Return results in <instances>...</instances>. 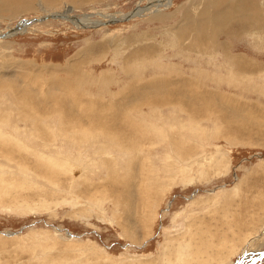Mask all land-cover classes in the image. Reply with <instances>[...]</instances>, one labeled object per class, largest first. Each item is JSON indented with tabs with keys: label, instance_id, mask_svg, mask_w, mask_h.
I'll use <instances>...</instances> for the list:
<instances>
[{
	"label": "rangeland",
	"instance_id": "1",
	"mask_svg": "<svg viewBox=\"0 0 264 264\" xmlns=\"http://www.w3.org/2000/svg\"><path fill=\"white\" fill-rule=\"evenodd\" d=\"M0 264H264V0H0Z\"/></svg>",
	"mask_w": 264,
	"mask_h": 264
},
{
	"label": "bare ground",
	"instance_id": "2",
	"mask_svg": "<svg viewBox=\"0 0 264 264\" xmlns=\"http://www.w3.org/2000/svg\"><path fill=\"white\" fill-rule=\"evenodd\" d=\"M248 1H251V0H248ZM170 2V1H169ZM6 4V3H5ZM24 4V3H23ZM169 4V3H168ZM220 4V3H219ZM3 5V4H2ZM5 6V5H4ZM2 7V6H1ZM18 7V6H17ZM23 7V6H22ZM34 7V6H33ZM27 8V7H26ZM147 9V8H146ZM207 9H209V8H207ZM17 10V9H16ZM8 11V10H7ZM12 11V10H11ZM72 12V8H67L65 11H62V13L61 12H56V13H52L51 15H49L50 17H61V18H68V19H70V20H72L73 21V23L74 24H76V25H79L80 27H81V25H85L86 23V25H91L92 26V24H96L97 22H94V21H92V22H88L87 20H86V18H78V17H72L71 16V13ZM140 12V10H135V12H134V14L135 15H137L138 13ZM227 13H229V14H231L228 10H227ZM47 14H49V13H47ZM208 14H209V18H208V20H209V22H211V23H213L214 24V26H217L219 23H220V19H218L217 18V16L218 15H214V12L213 13H210V12H208ZM71 17V18H70ZM114 19V18H113ZM111 22H112V19L110 20ZM108 22V21H107ZM30 23V21H23L21 24H20V27L18 28V29H16L17 31H23V30H25L27 27H29L31 24H29ZM15 32V33H18V32ZM8 36V35H7ZM52 101V100H51ZM50 102V101H49ZM63 130V129H62ZM66 131V130H65ZM189 171V170H188ZM134 191H136L135 189H133ZM137 195H138V193H135V197H137ZM146 202V201H145ZM138 207V206H137ZM139 208V207H138ZM137 209V208H136ZM135 209V210H136ZM134 213L135 212H133V215H134Z\"/></svg>",
	"mask_w": 264,
	"mask_h": 264
}]
</instances>
